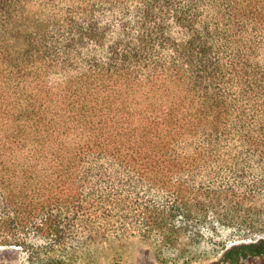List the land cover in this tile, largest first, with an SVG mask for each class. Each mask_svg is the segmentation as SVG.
Returning a JSON list of instances; mask_svg holds the SVG:
<instances>
[{
    "label": "trees",
    "instance_id": "1",
    "mask_svg": "<svg viewBox=\"0 0 264 264\" xmlns=\"http://www.w3.org/2000/svg\"><path fill=\"white\" fill-rule=\"evenodd\" d=\"M123 234L264 264V0H0V247Z\"/></svg>",
    "mask_w": 264,
    "mask_h": 264
},
{
    "label": "rangeland",
    "instance_id": "2",
    "mask_svg": "<svg viewBox=\"0 0 264 264\" xmlns=\"http://www.w3.org/2000/svg\"><path fill=\"white\" fill-rule=\"evenodd\" d=\"M186 242L182 238L178 245L166 249L156 239H145L138 234L109 235L80 246L77 261L70 264H207L210 249L207 256L183 263L193 256L182 254ZM50 259L32 257L16 247H0V264H49Z\"/></svg>",
    "mask_w": 264,
    "mask_h": 264
}]
</instances>
